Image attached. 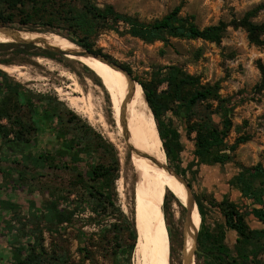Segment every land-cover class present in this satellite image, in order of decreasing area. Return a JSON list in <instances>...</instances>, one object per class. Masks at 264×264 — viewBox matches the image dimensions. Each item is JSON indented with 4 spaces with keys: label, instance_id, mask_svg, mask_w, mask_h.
I'll use <instances>...</instances> for the list:
<instances>
[{
    "label": "rangeland",
    "instance_id": "rangeland-1",
    "mask_svg": "<svg viewBox=\"0 0 264 264\" xmlns=\"http://www.w3.org/2000/svg\"><path fill=\"white\" fill-rule=\"evenodd\" d=\"M35 2L37 1L24 0V4L19 5L15 10L14 23L0 25L23 30L34 29L31 23L25 25L19 23L20 19L28 16L29 20L34 23L51 20L55 26L66 27L68 18L71 16L68 11L78 12L87 2L99 7L111 5L115 11L136 16L144 22L158 19L180 5L179 15L192 16L194 24L199 28L216 24L219 21L228 24L256 9L249 20L264 25V0H52L53 3L49 6ZM0 6L4 8L1 1ZM36 30L34 31L36 33H53L45 31L42 26H36ZM260 39L263 40V44L256 46L248 41L247 34L242 28L231 26L226 28L218 44L200 39L178 38H170L168 43L161 41L146 43L138 38L104 28L98 23L93 26L89 35L93 50H100L101 54L108 55L111 62L122 68L123 66L130 68L132 78L148 81L158 76L161 69L165 72L168 66H176L186 74L198 76L201 83L218 82L219 94L223 97L231 96L239 91L246 94L244 101L234 109L232 114V127L228 133L227 142L233 144L240 135H248L250 139L238 145L231 153L230 160L224 164L196 163L193 154L194 133L187 135L185 115L180 111L170 110L162 117L166 125L170 123L178 131L182 145L178 166L180 170H184L180 176L190 184L191 194L194 200L198 199L202 203L204 212L202 219L195 205V211L191 213L190 226L185 229L186 210L184 206L187 204V196L175 189H171L175 193L167 192L168 207H166L170 210L167 220L171 228V241L163 210L162 214L170 242V264H207L204 258L193 254L195 232L199 231L200 223L204 225V229L209 230L222 223L223 217L215 204L223 198L241 207L240 193L229 186V181L239 171L240 166L250 167L261 161L264 151V95L252 92V88L261 79L258 63L264 66V34ZM7 44L15 45L0 46V64L22 67V75H9L0 69V94L6 91V95L13 98L14 92L18 90L31 97L33 102H36L35 107L41 109L40 111L44 109L62 121L63 125L58 128L59 134H63L66 129V139L69 140L68 138L76 136L82 148L74 152L59 151L60 141L48 140L43 135V137H37L35 132L29 135L32 140L31 148H25L21 141L14 146L8 142L15 137L12 128L4 131L0 129V193L1 187L4 186L15 194L32 196L35 198L32 201L35 200L33 202L41 206L40 216H43L48 212L46 207L51 199L48 193L62 196L61 192L64 193L68 183L76 178V172L70 167L72 153L79 154L82 159L76 167L83 173L87 165L108 163L116 153L120 163L119 177L114 183L117 204L127 217L133 219L135 226L139 220L138 174L131 160L124 131L123 129L119 131L115 124L108 96L99 84L98 78L91 71L86 70L82 64L64 55L51 53L32 45L21 48L16 45L17 43ZM94 51L90 52L96 53ZM46 53L53 54V56L49 57ZM64 73L72 74L84 92H92L96 104L94 109L96 115L93 119L90 120L84 113L74 111L64 100L65 97L57 92V88L69 91L66 86L71 81L64 76ZM134 80L138 83L136 79ZM97 87L101 89V92ZM165 89L166 85L162 84L158 91ZM138 108L143 113L139 103ZM99 113L102 119L98 117ZM70 114L75 116L74 119ZM197 114H202L200 109ZM212 119L218 122L215 115ZM26 136L25 134L20 136L21 140ZM160 149L165 159L164 166L169 165L174 169L177 161H173L172 164L167 162L161 142ZM40 155L47 159H40ZM166 172L169 173L164 168L165 179ZM173 177L170 174L168 183L174 182ZM174 183L177 185L176 182ZM166 189H168L167 185ZM82 190L79 186L73 187L69 199L76 200L82 194ZM176 194L181 196L183 208L177 204L179 201ZM163 206L162 202L161 209ZM87 210L75 216L74 224L61 225L57 234L48 231V222L43 219L33 221L35 234L30 236L25 235L24 232H29L33 223L27 224L21 230L18 222L12 224L6 221L7 217L1 218L0 264H16L18 260L15 257V248L19 246H24L23 251L36 246L38 251H42L46 262L54 256H60L63 264H113L112 257L103 255L100 249H92L95 251L92 261L85 259L78 249L75 235L79 230L96 233L105 226L98 227L87 223L86 218L90 215ZM5 211L10 215L15 214L13 210ZM18 211L20 214H29L28 210ZM31 213L35 214L34 210ZM109 221L114 220L109 218ZM7 222L10 223L9 227L6 226ZM247 222L251 228L261 227L259 222L249 217H247ZM5 232L9 237L4 235ZM123 236L125 237L126 234ZM235 236L227 230L225 243L232 247ZM142 246L143 243L141 248ZM134 248L129 255L130 264L134 263ZM24 254L25 252H22L21 258ZM127 255V249L123 247L118 255L121 260L123 259V264H126L124 260ZM261 258L264 260V255Z\"/></svg>",
    "mask_w": 264,
    "mask_h": 264
},
{
    "label": "trees",
    "instance_id": "trees-1",
    "mask_svg": "<svg viewBox=\"0 0 264 264\" xmlns=\"http://www.w3.org/2000/svg\"><path fill=\"white\" fill-rule=\"evenodd\" d=\"M0 1L4 7L0 6V24L14 23L15 10L19 5L24 4V0ZM33 1H37L43 6H49L53 3L52 0ZM179 11L180 5L158 19L144 22L136 16L115 11L111 5L99 7L94 3L87 2L78 12L68 11L71 16L68 18L66 27L55 26L51 20L34 23L29 20L28 16L20 19L19 23L21 25L31 23L34 29H28L29 31H37L36 26H42L45 31L60 35L89 51H94L92 43L89 41V35L96 23L104 28L122 35L138 38L146 43L155 41L168 43L170 38H178L200 39L218 44L223 38L226 28L231 26L233 28H242L246 32L250 43L256 46L263 44V40L260 37L264 34V25L256 24L249 20L256 12V9L246 13L241 19L232 20L228 24L219 21L203 28H199L194 24L192 16H180ZM9 45L15 44H0V46ZM16 45L21 48L27 47L24 44ZM94 52L101 54L100 50ZM46 55L49 57L53 56L50 53H46ZM104 56L110 59L108 55ZM83 67L90 71L87 67ZM123 68L131 75L130 68L126 66H123ZM165 69V72H162L163 69H161L158 76L156 75L148 81L134 79L141 86L146 102L152 112L167 162L172 164L173 161H177V164L174 165L175 172L179 175L184 173V170H180L178 166V157L182 151L178 131L170 123L166 125L162 119L170 110L182 112L185 115L187 135L194 133L195 148L193 154L196 163L212 165L224 164L229 161L231 153L235 151L237 146L244 144L250 139L248 135H240L233 144H228L227 142V136L232 127V114L234 109L246 98L245 92L239 91L231 96L223 97L219 94L220 86L218 82L213 84L201 83L198 76L186 74L176 66H168ZM258 69L261 73V79L252 88V92L264 95V66L258 63ZM99 84L101 85L100 81ZM162 84L166 85V89L158 91ZM21 95L22 99H26L25 94L21 93ZM31 102L32 106L35 107L36 102H33V99ZM34 109V128L32 126L31 133L27 134L26 142L30 139L29 135L35 132L37 137L43 135L48 140L60 141L61 148L59 151H80L82 147L76 136H72L67 140L66 129H64L63 134H59L58 128L63 125L60 119L55 118L53 114H49L44 109L42 111L37 107ZM198 109H200L202 114H197ZM213 115L218 118V122L213 121ZM70 116L73 119L75 117L73 114H70ZM11 130L14 133L15 129L12 128ZM23 135V133L19 132L16 133L15 137L21 140ZM39 158L47 159L41 155ZM70 159V167L76 172V178L68 183L65 192H61L62 196L59 194L55 195V193L50 194L51 192L48 193L51 199L46 207L47 213L40 216L41 206L38 205L32 210H28L29 214H20L18 210H15L14 206L17 205L11 202H0V218L7 217L8 220L6 219V221L12 224L18 222L21 230L27 224L33 223L29 232H24L25 235L30 236L35 234L33 221L43 219L48 222V231L57 234L61 225L74 224L75 216L88 209L87 211H89L90 215L86 218L87 223L98 227L105 226L96 233L79 230L75 235L78 249L83 253L84 258L92 261L95 253L92 249L95 248L100 249L104 253L103 255L111 256L114 261L113 264H123V259L121 260L118 255L124 247L127 249L128 254L124 261H126V264H130L129 255L134 248L137 233L133 219L127 217L117 204L114 183L120 173L118 156L114 153L108 163L101 162L87 165L84 173L76 167L82 161L79 154L72 153ZM169 180L170 174L167 173L166 183ZM173 180L180 188L186 191L183 184L175 177H173ZM75 186L83 189L82 194L76 200H70L71 190ZM229 186L239 191L242 205L237 207L234 202L226 198L215 204L223 217V221L211 230L204 229V225L200 223L195 256L204 258L207 264H264V260L261 258L264 255V151L261 161L255 165L250 167L240 166L239 171L230 179ZM168 191L175 193L173 190L167 189L163 198L164 206L162 210L171 241V228L167 220V214L170 213V210H167ZM176 197L180 202L179 204L176 201L177 204L183 208L181 196L176 194ZM195 202L203 219V205L198 199ZM4 207L15 211V214L10 215L4 212ZM33 210L35 214L31 213ZM247 217L259 222L261 227L251 228L247 222ZM109 218L114 221H109ZM6 226L9 227L10 223L7 222ZM227 230L234 231L236 234L232 248H229L225 243V232ZM7 234L5 232L4 235L9 237ZM123 234H126V236L124 237ZM24 249V246L15 248V257L18 260L16 264H63L60 256H54L46 262V258L42 256V251H38L36 246H31L23 251ZM22 252H25V254L21 258Z\"/></svg>",
    "mask_w": 264,
    "mask_h": 264
},
{
    "label": "bare ground",
    "instance_id": "bare-ground-1",
    "mask_svg": "<svg viewBox=\"0 0 264 264\" xmlns=\"http://www.w3.org/2000/svg\"><path fill=\"white\" fill-rule=\"evenodd\" d=\"M15 39L34 40L38 46L50 45L61 48L68 53L66 55L68 59L87 67L99 79L103 90L108 96L118 130L122 131L123 129L125 131L128 143L139 154L137 155L134 152L131 155L132 163L136 169L135 172L138 174L139 209V220L135 225L137 244L135 243L133 251V264H170V242L166 231L167 227L165 228L161 205L167 190L166 185L168 189L178 190L186 196L187 192L174 182L170 184L165 181V159L160 149L161 140L152 112L144 99L141 86L135 84L131 88L119 70L100 62L96 58L79 57L71 54V51L78 50V47L68 39L55 33H36L20 30L19 32H14L13 35H8L6 32L0 31V44L11 43ZM21 68L0 64V69L9 75L16 74L21 76ZM64 76L71 81L66 86L69 91L57 88V92L65 97L64 100L70 108L78 113H84L90 120L93 119V116L96 115L94 113L96 104L92 92H84L72 74L64 73ZM97 88L101 92V89ZM138 103L144 114L139 110ZM98 117L102 119L100 113ZM194 211L195 205L192 213ZM194 219L196 220V218ZM142 243L143 246L141 248Z\"/></svg>",
    "mask_w": 264,
    "mask_h": 264
},
{
    "label": "water",
    "instance_id": "water-1",
    "mask_svg": "<svg viewBox=\"0 0 264 264\" xmlns=\"http://www.w3.org/2000/svg\"><path fill=\"white\" fill-rule=\"evenodd\" d=\"M20 30H23V29H19V28H14V27H10V26H5V25H0V31H3V32H6L8 35H13L14 32H19ZM29 31V30H27ZM29 32H34V31H29ZM70 41V40H69ZM71 42V41H70ZM11 43H17V44H24V45H32L34 47H38V48H41L43 50H46V51H49L51 53H56V54H61V55H64L66 56L68 53L64 50H62L61 48H57V47H53V46H50V45H43V46H38L36 44V42L34 40H23V39H15V41L11 42ZM73 43V42H72ZM75 44V43H73ZM76 45V44H75ZM78 47V50L76 51H71V54L75 55V56H79V57H93V58H96L98 59L100 62H103L107 65H109L110 67H113V68H116L117 70H119L123 76L126 78L128 84L130 85V87L132 88L135 84H138L134 78L131 77L130 74L127 73L126 70H124L122 67L114 64L113 62H111L109 59H107L103 54H96V53H92L90 52L89 50L87 49H84L78 45H76ZM140 86V85H139ZM143 96H144V93H143ZM144 99H145V96H144ZM146 101V99H145ZM123 128V127H122ZM124 131V130H123ZM124 135L126 136V143H127V146L130 150V153L132 155V153H136L137 155H139L137 153V151L134 149V147L132 145H130L128 143V138H127V135L125 134V131H124ZM164 168L171 174L173 175L180 183L183 184L184 188L186 189L187 191V204L185 207V210H186V216H185V223H184V228L185 229H188L189 226H190V223H191V213H192V210L194 208V205H196V202L191 194V189H190V186L189 184L185 181V179L183 177H181L179 174H177L175 172V170L170 167L169 165H165ZM198 232V231H197ZM194 235L193 237V242H194V249H193V254L195 256V252L197 250V247H196V240H197V233Z\"/></svg>",
    "mask_w": 264,
    "mask_h": 264
},
{
    "label": "flooded vegetation",
    "instance_id": "flooded-vegetation-1",
    "mask_svg": "<svg viewBox=\"0 0 264 264\" xmlns=\"http://www.w3.org/2000/svg\"><path fill=\"white\" fill-rule=\"evenodd\" d=\"M26 99H22V95L20 91H15L13 98L6 95V91L0 94V129L6 130L10 128H14V134L23 133L25 135L30 134L32 130L33 120H34V106H32V98L25 95ZM10 97V101H9ZM17 139L16 137L13 140H8L9 143L16 145V143L21 141V144L25 146V148L29 149L32 147L31 138L28 142ZM20 144V143H19ZM1 210V209H0ZM7 213V211L3 210ZM3 217L2 219H5ZM1 219V218H0ZM235 243V241H234ZM1 251V250H0ZM1 255V254H0Z\"/></svg>",
    "mask_w": 264,
    "mask_h": 264
},
{
    "label": "crops",
    "instance_id": "crops-1",
    "mask_svg": "<svg viewBox=\"0 0 264 264\" xmlns=\"http://www.w3.org/2000/svg\"><path fill=\"white\" fill-rule=\"evenodd\" d=\"M32 199H35V198H32V196L31 197L30 196H28V197L24 196V194H19V193L15 194V193L9 191L8 189H6V187H4V186L1 187L0 202H11V203L17 205V206H14L15 210H32L34 207H37L38 204L36 202H33L35 200L32 201ZM3 210H9V209L4 207ZM229 232H232V233H234V235H236L234 231L229 230ZM233 245L234 244L232 243L231 246L233 247ZM228 247L232 248L230 246H228Z\"/></svg>",
    "mask_w": 264,
    "mask_h": 264
}]
</instances>
